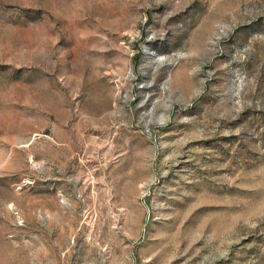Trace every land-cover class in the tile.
<instances>
[{
	"label": "rangeland",
	"instance_id": "rangeland-1",
	"mask_svg": "<svg viewBox=\"0 0 264 264\" xmlns=\"http://www.w3.org/2000/svg\"><path fill=\"white\" fill-rule=\"evenodd\" d=\"M0 264H264V0H0Z\"/></svg>",
	"mask_w": 264,
	"mask_h": 264
}]
</instances>
